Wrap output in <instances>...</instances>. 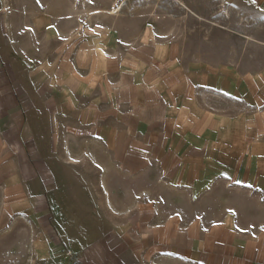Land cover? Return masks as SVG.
<instances>
[{"label": "crops", "instance_id": "1", "mask_svg": "<svg viewBox=\"0 0 264 264\" xmlns=\"http://www.w3.org/2000/svg\"><path fill=\"white\" fill-rule=\"evenodd\" d=\"M24 1L0 0V206L24 227H34L35 235L25 236L31 258L37 264H264L262 232L242 233L201 214L151 218L136 211L159 210V204L144 206L137 197L124 202L112 176L139 180L141 119L124 114V108L97 106L96 93L117 102L128 95L143 98L134 92L143 91L144 84L134 74L128 80L127 61L118 64L106 46L101 69L93 63L87 80L77 81L73 72L65 76L59 62H42L53 43L59 46L53 26L62 12L57 5L52 11L24 7ZM246 1L264 10V0ZM174 48L149 49L159 70L173 68L159 80L167 91L168 75L179 73L183 84L186 78L172 63ZM143 53L137 58L147 61ZM138 63L133 67L143 66ZM118 65L123 66L119 74ZM170 157L167 162L174 163ZM170 171L175 176V169H167L169 176ZM261 171L252 170L247 182L264 194V166ZM191 179L185 187H192ZM135 192L142 194L143 187Z\"/></svg>", "mask_w": 264, "mask_h": 264}, {"label": "rangeland", "instance_id": "2", "mask_svg": "<svg viewBox=\"0 0 264 264\" xmlns=\"http://www.w3.org/2000/svg\"><path fill=\"white\" fill-rule=\"evenodd\" d=\"M36 1L25 0L24 7L52 11L57 5L62 12L53 26L59 46L53 43L42 62H59L65 76L73 72L77 81L87 80L93 63L101 69L106 46L118 64L127 61L128 80L134 74L144 84L143 91L134 92L143 98L128 95L117 102L96 93L97 106L124 108V114L141 119L139 180L112 176L124 202L137 197L144 206L159 204V210L136 211L151 218L201 214L209 221L223 219L242 233H264V194L247 182L252 170L261 173L264 166V10L246 0ZM162 44L175 47L172 63L186 74L184 84L179 73L168 75L169 91L159 80L173 68L159 70L149 51ZM141 49L147 61L137 58ZM137 59L143 66L134 68ZM168 155L174 163L167 162ZM168 168L175 176L167 175ZM189 178L192 187H185ZM141 186L143 193L137 194ZM1 207L0 264H37L25 251V236L35 235L34 227H24Z\"/></svg>", "mask_w": 264, "mask_h": 264}, {"label": "built area", "instance_id": "3", "mask_svg": "<svg viewBox=\"0 0 264 264\" xmlns=\"http://www.w3.org/2000/svg\"><path fill=\"white\" fill-rule=\"evenodd\" d=\"M70 253V252H69Z\"/></svg>", "mask_w": 264, "mask_h": 264}]
</instances>
